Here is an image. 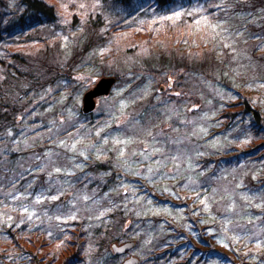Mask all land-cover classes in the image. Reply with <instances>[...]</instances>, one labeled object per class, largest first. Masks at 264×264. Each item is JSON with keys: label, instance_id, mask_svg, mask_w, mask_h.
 <instances>
[{"label": "trees", "instance_id": "obj_1", "mask_svg": "<svg viewBox=\"0 0 264 264\" xmlns=\"http://www.w3.org/2000/svg\"><path fill=\"white\" fill-rule=\"evenodd\" d=\"M200 23L219 48H192ZM98 76L119 94L83 113ZM126 241L138 264H264V0H0V264H122Z\"/></svg>", "mask_w": 264, "mask_h": 264}, {"label": "rangeland", "instance_id": "obj_2", "mask_svg": "<svg viewBox=\"0 0 264 264\" xmlns=\"http://www.w3.org/2000/svg\"><path fill=\"white\" fill-rule=\"evenodd\" d=\"M232 23H234V22H232ZM222 27L223 26H221L220 28H222ZM218 31H219V29H218V25L216 23L215 24L200 23V25H196L195 26V33H193V34L191 33V36L195 37L196 40H197V42H193L192 43V48H194V49L201 48V45H203V41L204 40L206 42H208V43L211 42V46H215V47H218L219 48V46L217 45V43L220 42V41L224 42V37H227V36L220 34ZM215 41H218V42L215 43ZM218 51L220 53L221 50L218 49ZM100 77L101 76H98V77H95V78L94 77L93 78L81 77L80 80H81V83H82L83 87L85 88V90H83L81 92L80 99L78 100L80 106L82 105V97H83V94L85 93V91H87L88 89L92 88ZM160 80H162V77H160ZM193 90L198 91V90H200V88L199 89L193 88ZM119 91H120V89L113 88L112 92L108 96L99 97L96 100L97 105H96V109L94 111L95 114L100 113L101 112V108L106 107V108L109 109L110 106H111V103L112 102L114 103V101H113V99H114L113 98L114 92L118 95L119 94ZM203 91L207 92V90H205V89H203ZM200 97H202V96H200ZM203 98H205V97L203 96ZM71 113L72 114L69 115L70 117L67 115L65 118H61L60 121H58L57 123L56 122L54 123L52 129H54V131L57 132L56 135H59L62 131H68L67 129L69 128V125L76 122V117H77L76 112L75 111H72ZM46 115L47 114L45 113L44 114V117ZM128 120H129L128 115H126V116L124 115V116L119 117L117 123L118 124H121L123 121L127 122ZM66 136H67V141H68L67 144H66L67 141L60 142L59 141V138L56 139L55 141L58 140L59 143H60V145L62 144L63 147H66V149H69V152L76 151V149L78 148L77 145H79L80 142L83 143V141H81L82 140L81 137L79 135H77V134H72V132L71 133H68L67 132L66 135L64 137H61V138L65 139ZM74 139H75V141H74ZM24 145H22V147H20L21 149L20 148H16V149H14V151H16V150L17 151L23 150L24 149ZM50 156H52V155H50ZM54 159L57 160V156H55ZM24 163H25V159H22V160H20L18 162V165H24ZM43 163L45 165V162H43ZM58 169L59 168H55V170H57V171H58ZM116 169H118V171H121V173H119L120 174L119 175V180H124V179L125 180L126 179L128 180L129 177L130 178H141V176H142V174L140 172H136V174L133 173V172H129L130 169L129 168H125V166H123V167L121 166V168H116ZM138 182L139 181L135 182V184L137 183V185H142L140 182L139 183ZM137 252H138L137 250L131 249V250H129L126 253V256L136 255ZM91 264H94V263H91Z\"/></svg>", "mask_w": 264, "mask_h": 264}, {"label": "water", "instance_id": "obj_3", "mask_svg": "<svg viewBox=\"0 0 264 264\" xmlns=\"http://www.w3.org/2000/svg\"><path fill=\"white\" fill-rule=\"evenodd\" d=\"M115 76H102L100 77L95 85L88 89L82 97V112L83 113H91L96 108V100L99 97L107 96L110 94L112 88L116 83ZM162 88V87H161ZM135 245L134 241H126L121 244L114 243L112 248L116 254H124L127 251L131 250ZM139 258L131 255L127 257L122 264H138Z\"/></svg>", "mask_w": 264, "mask_h": 264}, {"label": "snow or ice", "instance_id": "obj_4", "mask_svg": "<svg viewBox=\"0 0 264 264\" xmlns=\"http://www.w3.org/2000/svg\"><path fill=\"white\" fill-rule=\"evenodd\" d=\"M81 7H83V5Z\"/></svg>", "mask_w": 264, "mask_h": 264}]
</instances>
